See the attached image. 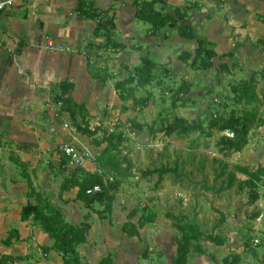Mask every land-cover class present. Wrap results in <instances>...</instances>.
I'll return each mask as SVG.
<instances>
[{"label":"crops","instance_id":"crops-1","mask_svg":"<svg viewBox=\"0 0 264 264\" xmlns=\"http://www.w3.org/2000/svg\"><path fill=\"white\" fill-rule=\"evenodd\" d=\"M82 1L83 10L92 8L113 17L115 27L111 31V38L115 43L122 45L115 50L107 48L110 52L104 59L108 63L103 67L110 77L105 81L96 80L90 74L91 60L98 55L94 52L97 49L89 46L98 45L100 41L105 40V36L94 34L97 26L95 21L78 17V0H35L18 4L0 13V264H7L4 262L6 259L11 260L12 264H59V261L63 264L62 255L53 248L52 238L43 231L39 222L33 217L26 220L21 218L23 206L28 203L36 204L39 197L49 203L50 215L59 212L64 222L77 227L83 223L89 224L86 242L76 248L81 264H98L104 257H109L112 264H139V258L147 263L144 250L148 237L154 238L155 244L160 246L164 255L167 250L172 251L173 247L164 246L168 243V240L164 241L165 237L170 235L172 244L175 243L172 228L158 226L152 235L147 234V226L153 224V220L138 227L141 216L118 203L117 195L120 189L115 193L116 196L114 195L110 213L102 216L98 212L103 211L104 203H94L88 208L76 199L77 188L61 189L65 177L54 167L58 158V146L74 144L93 153L90 147L84 145V139L89 138L90 145L100 149L96 153L99 155L106 144L98 146L94 143L93 139L101 140L96 139L98 131L90 138L80 132L79 135L77 130L76 133V128H69L66 119L60 114L64 109L58 110L54 106V98L59 94L60 85H72L64 96L85 107L86 112L82 115L75 113V116L79 114L85 122V118L87 120L92 114V96L90 92L83 90L85 82L92 89L98 86L99 89L105 88L107 83L114 88L115 83L119 81L113 83V69L118 66L125 72L128 71V75L132 74L145 57L152 60L157 68L168 71V74L176 78L187 77L190 75V69L196 70L191 66L196 44L191 40L188 49L180 48L172 52L171 43L176 42V38L186 39L178 33V28L184 24L182 20H178L176 26L166 24L159 29H153L149 23L139 20L136 17L137 11L151 0H105L108 2L107 6L98 4L97 0ZM261 4L264 5V0H165L164 3L154 4L153 9L174 17L176 11L185 14L186 22L193 27L196 37L213 44L212 49L216 56L213 59L214 66L209 70L218 69L220 63H227L233 66L229 76L235 80L248 79L256 72L260 82L257 91L260 94L264 88V81L261 83L259 78V72H264V42L259 43L260 40L264 41V22L258 19L264 13ZM117 9L119 14L121 12L128 15V18L121 22L122 25L116 22ZM126 9H129L128 13ZM87 22H90V25ZM140 24L146 26L145 37L138 34L139 30L135 31ZM85 29H88L89 33L86 36L83 35ZM173 30H176L178 37H173ZM56 39L77 43L74 44L76 55H63L57 62L50 60V49L45 47V43ZM84 46L88 49L83 51ZM144 46L146 54L140 56ZM183 52L192 54V58L186 63L179 58ZM228 52L233 55L226 56ZM73 57H80L78 71L73 67ZM218 74L222 77L224 75L220 72ZM190 90L192 91V88ZM114 92L118 98L115 89ZM118 100L119 103L114 107L120 108L121 115H124V111H129L126 110L128 103L119 98ZM107 105L109 104L102 103L98 109ZM243 105L249 106L248 110L256 108L262 124L250 130L247 144L240 152H236L242 160L241 165H235L232 171L236 166L248 171L264 169V106L255 103ZM64 111L70 116L68 111ZM121 119L124 120L123 117ZM84 125L87 126V123ZM88 129L97 130L90 127ZM111 132L114 131L110 130ZM116 133H121L125 140L122 131ZM14 159L24 165L23 170ZM228 162H219V165L227 164L229 172ZM83 169L95 172L94 166L88 161L84 163ZM238 174L241 173L235 171V181L239 178ZM241 175L245 177V181L247 176ZM261 179L264 180V176H261ZM121 183L123 184V181ZM256 197V202H253L261 208L260 214L256 216V221L260 223L253 228L258 230L255 234L260 236L264 232V197ZM220 213L223 216L220 214L222 217L218 221L224 226L229 220V215L224 210ZM125 223L135 225L139 234L131 236L124 232L122 226ZM192 225L198 228L197 222ZM10 232L13 233L12 238L9 243H5L4 240ZM226 238L224 241L217 239L219 253L229 247L230 239L228 236ZM263 254L264 250L256 251L255 261L258 264H264ZM174 255L175 252L172 251L166 256L171 261Z\"/></svg>","mask_w":264,"mask_h":264},{"label":"rangeland","instance_id":"rangeland-1","mask_svg":"<svg viewBox=\"0 0 264 264\" xmlns=\"http://www.w3.org/2000/svg\"><path fill=\"white\" fill-rule=\"evenodd\" d=\"M97 3L103 6L108 4L105 0H97ZM261 7L263 9L264 5L261 4ZM128 11L129 9L127 13ZM74 13L76 15L75 10ZM127 18L128 15L121 12L119 14L117 9L116 22L119 25H122L121 22ZM95 22L96 25L101 24V20L98 22L95 19ZM87 23L90 25V22ZM136 30H139L138 34L141 37H145L146 26L140 24L135 28ZM87 31L88 29L83 31L84 36L89 34ZM102 33L103 31L99 34ZM172 35L178 37L176 30H173ZM176 40L171 43L172 52L180 48H189L191 40L180 38ZM104 42V39L100 41L101 48L94 51L98 56L91 60L92 71L108 63L104 57L110 51L102 47ZM52 44V48L48 50L52 61H59L63 55H76L74 44L77 43L75 42L56 39L52 41ZM57 46L66 50L61 52L57 50ZM85 49L88 47L84 46L83 51ZM145 52L146 47L144 46L139 55L146 54ZM72 59L73 67L78 71L80 57ZM107 69L110 71L109 66ZM112 72L115 73L113 83L128 76V71L125 72L118 66ZM189 72L190 75L187 77L184 75V78H176L168 74V71L156 67L153 70L152 84L144 89H138L135 93L137 98L148 96L149 101L146 105H136L131 100L126 101L128 103L126 110L129 109V111H124V115H121L120 108L114 107L119 100L111 84H105V88L102 89H99V86L92 89L85 82L83 90L90 92L92 96L90 102L92 114L87 120L85 118V122L81 120L79 114H76L74 121L82 125L87 123L90 129H97L96 139H102L110 133V130L122 131L125 134L124 144H121L122 148L119 150L121 156L131 161L133 176L121 180L123 184L121 183L117 199L123 208L132 209L133 212L142 215L144 220L154 221H152L153 224L147 226V234L153 235L154 229L158 226L172 228L175 243L172 244V238L168 235L169 239L167 237L164 239V241L168 240V243L164 246H173L172 251L176 253L178 246L185 245L188 249L186 264H224L225 260L228 264H258L255 261V253L257 250H264V232L259 236L255 234L258 230L253 227L260 223L256 221V216L260 214L261 208L255 205L256 201L250 200L248 189L242 185L245 179L243 175L238 174L239 178L228 189L225 188L227 174L223 177L219 175L221 165L219 162L229 161V171H232L235 165H241L242 162L236 152L224 150L219 144L223 136L232 137V134L213 130L212 136L207 135L208 123L212 117L226 114L231 110L241 113L249 107L236 102L230 91V86L240 80H235L232 76L225 74L222 77L218 74V69L208 71L190 69ZM188 80L192 91L189 89L185 94H177L180 85ZM260 80L261 83L264 81ZM174 99L178 102L172 106ZM102 103L109 105L98 109ZM60 114L66 119L68 127L75 129L74 121L68 113L63 110ZM175 119H182L188 124H199L204 133L193 130L187 133H179V130L170 132L169 128L173 126ZM74 131L77 133L76 129ZM78 134L80 135L79 132ZM80 138L83 139V137ZM90 143L91 139H84V145L90 147L94 153L92 154L96 157L100 149L91 146ZM161 168L171 169V171L174 169L175 172L165 174L158 186H155L157 173L142 176V172L146 170ZM108 180L111 179L108 178ZM263 185L264 180L261 179L256 189L259 198L264 197ZM223 210L229 215V220L224 226L218 221L223 216L220 215ZM172 216L185 217L184 221L191 224L197 222L202 236L197 240L193 239L188 231L180 228ZM262 221L264 223V218ZM209 234L223 241L228 236L229 247L219 253L217 251L218 240L212 241L203 237ZM254 239H258L259 244L251 248ZM155 243L153 237H148L147 247L144 250V257L148 259V262L139 258V264L170 263L166 255H170L171 249L167 250V254L164 255L160 246ZM236 255L239 256L237 263L234 261Z\"/></svg>","mask_w":264,"mask_h":264},{"label":"trees","instance_id":"trees-1","mask_svg":"<svg viewBox=\"0 0 264 264\" xmlns=\"http://www.w3.org/2000/svg\"><path fill=\"white\" fill-rule=\"evenodd\" d=\"M159 3H164L165 1L151 0L148 3H144L143 6L137 11L136 17L146 23H149L153 29H159L166 24L169 26H176L178 20H182L184 24L178 28V33L180 37L193 40L196 44L194 50V55L188 52H183L179 55V58L184 63L188 62L192 58L191 66L197 70H209L214 66L213 59L216 56L215 51L212 49V43L205 39L197 38L194 34L193 27L186 22V15L176 11L175 17L172 15L159 13L153 9V5ZM83 1L78 0L77 12L78 17L83 19H100L101 24L97 25L94 30V34L98 35L100 31H103L105 36V42L103 43V48H111L113 50L122 47L115 43L111 38V31L114 29L115 24L113 22V17L108 16L104 12H97L95 10H83ZM91 10V12H90ZM259 20L264 22V13L258 17ZM264 41L260 40L259 43L262 44ZM92 49L101 48V46L91 44L89 45ZM232 52H228L226 56L231 57ZM155 63L148 57L141 59V65L135 67L132 74H129L125 79L116 82L114 89L118 95V98L122 101L131 100L133 103L139 105H146L149 101V97L137 98L135 93L138 89H144L150 86L154 80L153 70L155 69ZM218 70L220 73L231 74L233 70L232 65L227 63H220L218 65ZM106 68L102 67L96 71L90 70L91 76L99 81H105L109 74L105 73ZM106 75H105V74ZM256 72L251 74L248 79L240 80L238 83H234L230 86V91L233 97L238 103L245 104H258L259 106H264V88L261 90L260 94L257 91L258 88V76ZM259 78L264 80V72H259ZM72 88V85H60L59 94L55 96V102L61 101L62 108L69 112L72 119H74L75 113L79 112L81 115L86 112L83 105L76 104L70 97L64 96ZM190 87L188 83H182L180 85L177 94L187 93ZM177 99V97H175ZM179 100V99H177ZM174 99L172 106L178 102ZM76 130L90 138L94 137L97 130L90 131L86 125L82 126L75 121L73 122ZM262 124V119L259 116L257 109H245L241 113H236L235 111H229L226 114L215 115L209 120L208 123V133L207 135L212 136L213 130L220 132L231 133L232 137L223 136L219 144L224 148V150L240 152L248 141V134L253 127H258ZM187 133L189 131H198L204 133L201 125L193 123H185L182 119H175L173 126L169 128L170 132ZM123 137L121 133L111 132L105 135L101 140L93 139L96 145L106 144L105 148L95 157V164L97 165L100 172H88L83 168H78L73 175L66 177L61 185V189L77 188L76 199L82 201L86 207H91L94 203H104L103 211L98 212L100 216L103 214H109L111 211V203L114 199L115 193L118 191L121 180L132 177V165L131 161L124 156H121L119 147L123 142ZM14 162L18 164L22 170L24 165L20 163L17 159ZM227 164L220 166L219 175L223 176L227 174V184L226 189L230 188L235 182V171L247 176V179L242 182L248 189L249 198L253 202L256 200V188L257 182L260 181L261 176H264V169H257L255 171H248L246 168L236 166L234 171H229L227 173ZM175 172L173 169H154L146 170L142 172V176L152 175L157 173L158 178L155 186H158L162 180L163 176L167 173ZM111 180H108V178ZM31 185V184H30ZM99 185L101 190L99 192H94L92 194H87V190ZM49 203L47 200L37 199L36 204H26L23 206L21 211L22 220H26L30 217L37 222H39L41 228L45 233H47L53 240V248L59 252L63 257V264H81L78 252L76 250L79 244L85 243L87 240V233L89 230V224L83 223L80 227L73 226L64 222L62 215L59 212H55L50 215L48 213ZM222 215V213H220ZM141 215L138 227H142L144 223L151 222V220H144ZM181 229L188 231L191 237L195 240L199 239L202 234L196 226L185 222V217H174L172 216ZM140 225V226H139ZM124 232L130 234L131 236H137L138 229L135 225L124 224L122 226ZM13 233H9L7 239L4 240L5 243H9L12 238ZM205 239H211L212 241L217 240L213 235H204ZM219 244V243H218ZM187 247L185 245L178 246L175 255L172 257L170 264H186L187 259ZM180 256V258H179ZM5 260V259H4ZM3 260V261H4ZM12 262L6 259L4 262ZM235 263L239 261V256L234 257ZM98 264H112L109 257H104L100 259ZM224 264H228L224 261Z\"/></svg>","mask_w":264,"mask_h":264},{"label":"built area","instance_id":"built-area-1","mask_svg":"<svg viewBox=\"0 0 264 264\" xmlns=\"http://www.w3.org/2000/svg\"><path fill=\"white\" fill-rule=\"evenodd\" d=\"M35 0H0V13L12 9L14 6L21 3H30ZM165 1V0H158ZM100 22V19H98ZM52 42L47 41L45 47L47 49L52 48ZM59 50H64L61 46L56 47ZM66 50V49H65ZM54 106L58 110H61L63 104L61 101L55 102ZM58 158L56 163L54 162V167L57 169L63 177H70L75 173L78 168H83L86 161L90 162L94 168L95 172H100L97 165L95 164V156L86 148L78 147L74 144H62L57 148ZM101 187L99 185L94 186L87 190V194H92L94 192H99ZM258 241L254 240L251 243V248H254L257 245ZM7 264H12L8 261Z\"/></svg>","mask_w":264,"mask_h":264}]
</instances>
